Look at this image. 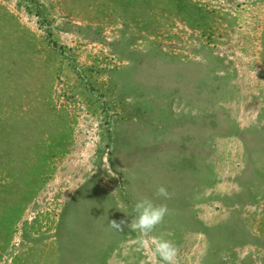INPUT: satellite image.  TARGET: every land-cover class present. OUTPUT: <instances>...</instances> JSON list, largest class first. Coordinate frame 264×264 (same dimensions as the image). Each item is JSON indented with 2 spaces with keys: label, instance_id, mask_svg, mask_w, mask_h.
<instances>
[{
  "label": "rangeland",
  "instance_id": "obj_1",
  "mask_svg": "<svg viewBox=\"0 0 264 264\" xmlns=\"http://www.w3.org/2000/svg\"><path fill=\"white\" fill-rule=\"evenodd\" d=\"M143 197L169 214L137 251L108 223ZM161 236L264 264V0H0V264H162Z\"/></svg>",
  "mask_w": 264,
  "mask_h": 264
},
{
  "label": "clouds",
  "instance_id": "obj_2",
  "mask_svg": "<svg viewBox=\"0 0 264 264\" xmlns=\"http://www.w3.org/2000/svg\"><path fill=\"white\" fill-rule=\"evenodd\" d=\"M154 195L165 200L170 198V193L164 185H159ZM119 207L122 208L123 206L120 205ZM134 211L136 216L131 219L130 223L126 220L119 222L111 220L108 225L119 232H122L126 226L132 232L138 233L136 250L140 251L148 246L145 237L163 223L165 216L169 214V209L166 203H155L151 198L143 197L134 204ZM151 246L152 255L158 257L162 264H177L178 249L174 242L161 236L152 239Z\"/></svg>",
  "mask_w": 264,
  "mask_h": 264
}]
</instances>
